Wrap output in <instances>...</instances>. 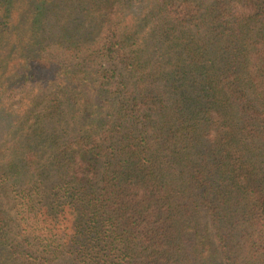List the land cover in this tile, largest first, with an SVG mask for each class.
I'll use <instances>...</instances> for the list:
<instances>
[{
  "label": "trees",
  "instance_id": "1",
  "mask_svg": "<svg viewBox=\"0 0 264 264\" xmlns=\"http://www.w3.org/2000/svg\"><path fill=\"white\" fill-rule=\"evenodd\" d=\"M0 264H264V0H0Z\"/></svg>",
  "mask_w": 264,
  "mask_h": 264
}]
</instances>
